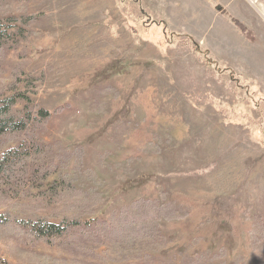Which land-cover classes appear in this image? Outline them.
I'll return each instance as SVG.
<instances>
[{"label": "rangeland", "instance_id": "rangeland-1", "mask_svg": "<svg viewBox=\"0 0 264 264\" xmlns=\"http://www.w3.org/2000/svg\"><path fill=\"white\" fill-rule=\"evenodd\" d=\"M0 17L23 28L0 53V97L19 76L17 91L51 113L44 160L62 151L65 163L0 188V264H264L249 235L264 213V0H0ZM160 208L178 219L159 221ZM121 213L160 240L69 247L11 221Z\"/></svg>", "mask_w": 264, "mask_h": 264}, {"label": "trees", "instance_id": "trees-1", "mask_svg": "<svg viewBox=\"0 0 264 264\" xmlns=\"http://www.w3.org/2000/svg\"><path fill=\"white\" fill-rule=\"evenodd\" d=\"M13 21L15 20L11 17H0V53L10 49L17 42L19 30L23 29L21 26H16L15 31H11ZM160 26L164 29L163 23ZM188 40L193 51L203 58L208 67L218 74H227L235 85L239 83V76L229 67L219 65L212 59L209 51L203 49L194 39L188 38ZM18 79L19 76L7 90L8 94L0 97V188L22 186L30 180L34 183L37 181L43 183L65 164L61 162L64 156L62 151L55 157L59 158V161L44 160L45 155L53 150L51 145L41 139V135L47 130L51 113L36 106L26 93L17 91ZM65 158L67 161L70 159L69 155ZM30 160L33 163H30ZM50 187L55 191L59 188H67L64 180H55ZM0 193L3 194L2 191ZM151 203L149 200H138L132 207L139 209L141 204L146 206ZM157 213L155 215L160 217L159 221L171 222L178 219L170 208H160ZM123 214L121 213L115 222H106L97 218L89 220L62 218L52 222L42 217L22 218V216H15L11 221H15L16 228L27 233L31 238L45 241L62 239L69 247L87 246L88 243H91L90 245L118 243L120 244L118 247L124 248L123 244L132 240H146V245L160 240L158 226H153L150 221V226H146L147 221L144 220L147 219L143 216L137 214L122 216ZM6 221L10 222L7 213H0V226H8ZM249 235L254 247L259 242L264 243V213L254 218Z\"/></svg>", "mask_w": 264, "mask_h": 264}]
</instances>
